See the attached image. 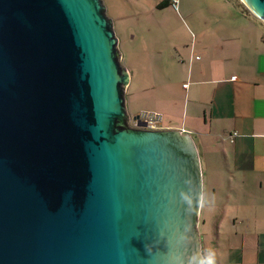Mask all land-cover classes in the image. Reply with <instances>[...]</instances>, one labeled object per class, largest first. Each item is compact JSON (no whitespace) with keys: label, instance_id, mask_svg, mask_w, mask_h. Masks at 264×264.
<instances>
[{"label":"water","instance_id":"1","mask_svg":"<svg viewBox=\"0 0 264 264\" xmlns=\"http://www.w3.org/2000/svg\"><path fill=\"white\" fill-rule=\"evenodd\" d=\"M119 44L104 0H0V264H173L185 225L202 247L195 143L132 128L156 115L129 112Z\"/></svg>","mask_w":264,"mask_h":264},{"label":"crops","instance_id":"2","mask_svg":"<svg viewBox=\"0 0 264 264\" xmlns=\"http://www.w3.org/2000/svg\"><path fill=\"white\" fill-rule=\"evenodd\" d=\"M161 2L116 0L129 112L155 114L161 130L193 139L216 196L200 213L211 227L203 248L216 250L218 264H264V23L234 0H178L164 10ZM161 11L180 23L173 41L164 25L151 26ZM133 17L131 29L124 20Z\"/></svg>","mask_w":264,"mask_h":264},{"label":"clouds","instance_id":"3","mask_svg":"<svg viewBox=\"0 0 264 264\" xmlns=\"http://www.w3.org/2000/svg\"><path fill=\"white\" fill-rule=\"evenodd\" d=\"M183 184L184 187L178 194V202L186 216L192 217L205 209L214 208L216 196L205 189L202 180L189 176L184 179ZM160 236L163 239L165 233L161 232ZM175 240L177 250L170 251L168 257L173 264H218L216 250L202 248L189 225H185L183 230L175 234ZM145 248L152 254L151 245H145Z\"/></svg>","mask_w":264,"mask_h":264},{"label":"rangeland","instance_id":"4","mask_svg":"<svg viewBox=\"0 0 264 264\" xmlns=\"http://www.w3.org/2000/svg\"><path fill=\"white\" fill-rule=\"evenodd\" d=\"M149 1H151V0H149ZM239 1V0H238ZM240 2V1H239ZM104 3H105V6H106V8H107V11H108V16L114 21V26H115V32H116V0H104ZM241 3V2H240ZM242 4V3H241ZM171 11H175V10H173V9H171ZM165 12H168V11H161L160 12V14H161V16H162V20L160 21V22H158V23H156L155 22V19H158L157 18V16L156 15H158L159 14V12L158 13H156V15H155V19H154V23L151 25V26H156V25H164L161 29H160V31L163 33V34H165V37L167 38V40L168 41H173L174 39H175V37L177 36V35H181V33H182V31L180 30L181 28H179V22L176 20V18L172 15V13L171 12H169L168 14L167 13H165ZM250 14V13H249ZM147 20H148V22L151 24L152 22H151V20L152 19H150V18H147ZM124 22H125V24L127 25V26H129V27H131V29H133V28H135V26H136V24H137V19L135 18V17H133V18H126L125 20H124ZM162 22V23H161ZM159 23H161V24H159ZM140 24H142V23H140ZM148 23H144L143 25H147ZM138 25V24H137ZM132 36H133V33L131 34V38H132ZM152 37V36H151ZM137 43H138V41H136ZM124 61H126L125 60V57H124V59H123V62ZM148 67V65H146V68ZM145 71V68H144V70L142 71V72H144ZM148 74H149V76H151V65H150V67H149V69H148ZM134 89V88H133ZM133 91V90H132ZM131 91V92H132ZM128 94V93H127ZM126 94V96H127V106H128V99H129V97H128V95ZM129 110V109H128ZM142 113H139V114H137V115H134V113H132V117H136V116H140ZM200 157V156H199ZM209 178V177H208ZM203 182H204V180H203ZM205 184H206V186H205V188L206 189H208L209 188V186H208V184H209V181L208 182H205ZM206 211H207V209H206ZM202 218H204V216H202ZM229 225H226V224H224L223 225V227L224 228H226V227H228ZM210 224L209 223H205V225H204V223H201L200 221H199V232H200V236L202 237L203 236V234L205 233V231L206 232H208L209 230H210ZM203 238H205V236H203ZM202 248H203V241H202Z\"/></svg>","mask_w":264,"mask_h":264},{"label":"built area","instance_id":"5","mask_svg":"<svg viewBox=\"0 0 264 264\" xmlns=\"http://www.w3.org/2000/svg\"><path fill=\"white\" fill-rule=\"evenodd\" d=\"M172 5L177 9L178 7V0H172ZM236 79V77L234 78ZM143 121V122H142ZM142 123H145V127L143 126ZM131 126L134 129H147V130H159L161 129V122L157 116H154L152 118H142L141 121L139 120H132L131 121ZM234 136H237V134H234ZM234 140L232 139V142Z\"/></svg>","mask_w":264,"mask_h":264},{"label":"trees","instance_id":"6","mask_svg":"<svg viewBox=\"0 0 264 264\" xmlns=\"http://www.w3.org/2000/svg\"><path fill=\"white\" fill-rule=\"evenodd\" d=\"M235 1V3H240L238 0H234ZM242 5V4H241ZM173 7L174 9H176L173 5H172V0H162V2L160 3V5H158V8L161 10H164V9H166V8H168V7ZM242 7L244 8V9H246L243 5H242ZM177 9H178V7H177ZM247 10V9H246ZM247 12L249 13V11L247 10Z\"/></svg>","mask_w":264,"mask_h":264}]
</instances>
